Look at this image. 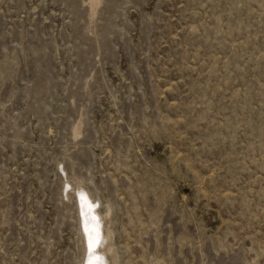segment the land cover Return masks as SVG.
I'll list each match as a JSON object with an SVG mask.
<instances>
[{"label":"rangeland","instance_id":"374dc122","mask_svg":"<svg viewBox=\"0 0 264 264\" xmlns=\"http://www.w3.org/2000/svg\"><path fill=\"white\" fill-rule=\"evenodd\" d=\"M264 264V0H0V264Z\"/></svg>","mask_w":264,"mask_h":264},{"label":"bare ground","instance_id":"6f19581e","mask_svg":"<svg viewBox=\"0 0 264 264\" xmlns=\"http://www.w3.org/2000/svg\"><path fill=\"white\" fill-rule=\"evenodd\" d=\"M78 206L81 215V225L85 232L87 264H103V254L98 249L104 242L103 221L95 209L94 203L84 193H79ZM99 258V259H98Z\"/></svg>","mask_w":264,"mask_h":264},{"label":"snow or ice","instance_id":"6c2138e0","mask_svg":"<svg viewBox=\"0 0 264 264\" xmlns=\"http://www.w3.org/2000/svg\"><path fill=\"white\" fill-rule=\"evenodd\" d=\"M99 259V258H98Z\"/></svg>","mask_w":264,"mask_h":264}]
</instances>
